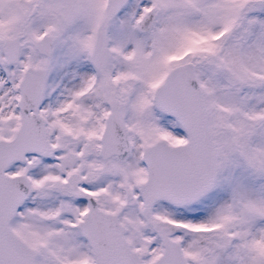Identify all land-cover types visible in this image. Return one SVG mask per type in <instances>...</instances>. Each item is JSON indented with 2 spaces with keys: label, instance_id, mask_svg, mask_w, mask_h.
<instances>
[{
  "label": "snow or ice",
  "instance_id": "snow-or-ice-1",
  "mask_svg": "<svg viewBox=\"0 0 264 264\" xmlns=\"http://www.w3.org/2000/svg\"><path fill=\"white\" fill-rule=\"evenodd\" d=\"M0 264H264V0H0Z\"/></svg>",
  "mask_w": 264,
  "mask_h": 264
}]
</instances>
